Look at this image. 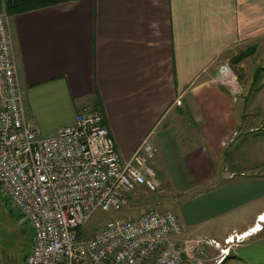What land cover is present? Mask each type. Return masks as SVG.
<instances>
[{
	"label": "crops",
	"instance_id": "obj_1",
	"mask_svg": "<svg viewBox=\"0 0 264 264\" xmlns=\"http://www.w3.org/2000/svg\"><path fill=\"white\" fill-rule=\"evenodd\" d=\"M10 31L27 117L43 135L101 105L124 160L150 141L164 165L180 159L191 189L236 177L222 165L239 164V156L229 161L226 151L238 135L242 93L249 99L245 106L264 109V70L254 83L264 62L242 77L246 62L264 57V0H78L13 16ZM246 53L243 61L232 62L239 78L236 96L217 79L227 56L233 61ZM187 140L189 146H178ZM171 145L177 159L167 156ZM244 174L229 184L237 189L206 202V217L184 221L186 248L203 238L223 243L260 224L261 232L236 247L245 254L232 252L223 264H264V224L258 220L264 204L246 224L225 225L221 238L206 233L220 217L264 199V174ZM258 180L260 188L250 185Z\"/></svg>",
	"mask_w": 264,
	"mask_h": 264
},
{
	"label": "built area",
	"instance_id": "obj_2",
	"mask_svg": "<svg viewBox=\"0 0 264 264\" xmlns=\"http://www.w3.org/2000/svg\"><path fill=\"white\" fill-rule=\"evenodd\" d=\"M10 20L0 0V189L32 227L24 264H223L235 237L223 243L203 238L186 248L184 228L171 211L150 209L88 235L86 226L98 212H120L136 191L159 190L156 150L145 141L124 160L104 112L91 108L74 124L43 135L27 117ZM219 75L221 85L239 95L227 64Z\"/></svg>",
	"mask_w": 264,
	"mask_h": 264
},
{
	"label": "rangeland",
	"instance_id": "obj_3",
	"mask_svg": "<svg viewBox=\"0 0 264 264\" xmlns=\"http://www.w3.org/2000/svg\"><path fill=\"white\" fill-rule=\"evenodd\" d=\"M263 58L264 57H259L246 62L244 68L245 70L243 71H246L247 74L242 75V77L247 75L250 76L251 73L255 72L254 67L256 65H261V62H264ZM232 59V55L227 56L226 62L228 69L230 68L231 72H233L237 78L238 75L232 67ZM224 72L225 74H229L230 71ZM219 77L220 75L218 78ZM237 79L239 80V78ZM254 88L257 90L259 85L257 84L253 86V89ZM243 94L244 93H242L240 98L242 100V106L240 105L237 117L238 135L234 138V141L231 144L232 146L226 151V158L229 161V158L232 154L238 155L239 157L236 161H238L239 164L232 168L229 163L222 165V169L225 173H233V177L234 175L236 177L232 178L231 180L215 181L214 184L206 185L205 188L191 189L190 185L186 181V171L180 165V159H178V163L176 160V165L170 164L171 167L169 165H164L161 163L163 155L159 151L157 156L154 158V161H157V167L155 165L154 166L159 176V190L156 193L136 191L131 195V200L129 201L128 205L120 212H98L97 215H95L86 226L88 235H91L95 230L100 228V226L105 225L112 220L137 217L150 209H158L163 212H174L178 216L182 226H185L184 221L195 224V221H199L208 215V210L205 208L206 202L208 200L213 199L214 201L217 199V197L227 195V193L232 192L233 189H237V187L234 188V186L232 187L231 185L238 184L235 182L244 179L240 177L241 173L244 172L248 176H258L264 174V136L261 134L264 133V109L261 104L258 106H256V104L254 106H249L251 102L248 106H245V103L248 102L249 99L245 101V96ZM250 99L252 100L251 97ZM170 122L171 119L167 122V124L170 125ZM162 130H164V128H162ZM249 130L257 132L250 134ZM181 136L184 141V131L183 135ZM189 143V140H187L185 143L183 142L178 146L186 148L189 146ZM173 147L174 146L171 145L167 148V156L171 159H177L178 155L175 156L174 154L178 151ZM179 152L181 155L183 154L184 150L182 149L181 153L180 149ZM251 161L252 165L249 163ZM249 166H252V170L247 169ZM260 181L261 180H258L257 184L250 185L252 187H256L257 185V187L260 188L261 186H258L262 185V182ZM170 185L173 186L172 188L174 191H172ZM214 185L216 187H214ZM262 204H264V199L245 207H240L236 213H234V215H231V217H220L218 220H216V222H214L215 224H212L213 226H210L212 227L211 231H206V233L212 234V236L215 238H221L225 225L240 226L246 224L252 217L254 210ZM260 218L261 217H258V220ZM256 228L257 226L255 229ZM262 228L263 227L261 226V229ZM254 232L258 231H255L254 229L249 231L251 234ZM236 236L237 235H235L234 240L235 246L232 251L234 256H239V251L236 247L244 242L245 239L237 241ZM33 240V231L31 225L21 216L19 211L12 206L6 194L0 189V264H24L26 257L32 250ZM241 253L245 254V252L242 250L239 254Z\"/></svg>",
	"mask_w": 264,
	"mask_h": 264
},
{
	"label": "trees",
	"instance_id": "obj_4",
	"mask_svg": "<svg viewBox=\"0 0 264 264\" xmlns=\"http://www.w3.org/2000/svg\"><path fill=\"white\" fill-rule=\"evenodd\" d=\"M2 1H3V5H4V8H5L7 14L10 17H13L16 15L32 12L35 10H40V9H44V8H48V7L58 6V5H62V4H66V3L78 1V0H2ZM248 56H249L248 53L242 54L239 57L235 58L233 60V62L239 63V62L243 61L244 58H246ZM263 70L264 69L260 68L256 71L255 76H254V83L258 82V80L261 76L260 73ZM95 110H100L103 112V108L101 105H99V109L97 108ZM253 132H257V131H253ZM130 200H131V195L129 196V201ZM230 258H233V257L230 256Z\"/></svg>",
	"mask_w": 264,
	"mask_h": 264
},
{
	"label": "bare ground",
	"instance_id": "obj_5",
	"mask_svg": "<svg viewBox=\"0 0 264 264\" xmlns=\"http://www.w3.org/2000/svg\"><path fill=\"white\" fill-rule=\"evenodd\" d=\"M259 221H260V222H263V221H264V216H262V217L259 219ZM260 226H261V225L259 224V225L257 226V228L255 229V231H260V232H261V230H259V229H261ZM253 234H254V233H253ZM256 234H257V232H256ZM250 236H251V235H250ZM250 236H249V237H250ZM245 239H246V238H245Z\"/></svg>",
	"mask_w": 264,
	"mask_h": 264
}]
</instances>
